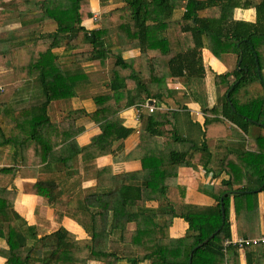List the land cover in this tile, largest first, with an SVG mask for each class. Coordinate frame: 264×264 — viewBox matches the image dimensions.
<instances>
[{"label":"trees","instance_id":"trees-1","mask_svg":"<svg viewBox=\"0 0 264 264\" xmlns=\"http://www.w3.org/2000/svg\"><path fill=\"white\" fill-rule=\"evenodd\" d=\"M39 4L41 18L55 21L57 31L34 35L30 43L0 53V62H10L17 80L37 77L44 93L43 102L19 110L9 102L0 103V151L10 148L13 162L0 167V256L7 264H119L123 260L239 264L240 249L225 246L233 238L231 207L239 237L264 236L259 215V195L264 203V0H116L100 29L93 31L82 25L93 17L90 0H40ZM183 8V16L174 20L175 11ZM237 8L256 9V22L236 21ZM58 48L74 56V64H113L107 71L108 91L94 97L93 112L79 109L65 121L52 123L48 106L74 98L78 77L87 79L83 67L58 64L54 52ZM205 48L221 60L233 56V70L225 75L207 71ZM126 50L140 54L125 59ZM161 60L167 64L162 66ZM208 73L214 76V86L225 90L218 102L203 110L205 126L212 124V132L226 137L225 121L227 129L233 130L230 136L244 135L245 142L234 145L233 151L217 150L213 165L228 178L207 193L211 205L187 203V189L179 184L175 185L178 200L173 203L169 194L179 169L195 164L207 169L208 130L205 142L197 145L177 128L176 109L156 108L174 100L186 109L183 103L192 101V94L170 85L188 87L206 81ZM149 100L155 101L152 111ZM131 107L139 111L137 130L124 125L120 115ZM89 122L97 124L101 133L80 146L76 137ZM138 131L146 134L149 144L141 152L140 171L116 174L111 165L97 166L98 158L122 151L123 141ZM117 142L120 145L114 150ZM25 170L36 181L24 183L23 192L46 198L57 223L69 217L86 230L88 238L78 239L63 226L39 237L35 226L10 211L18 193L7 190L3 177L19 172L24 177ZM91 173H95L93 188H82ZM154 203L156 207L148 206ZM177 218L188 229L184 236L173 238L170 228ZM244 252L247 264H264V244Z\"/></svg>","mask_w":264,"mask_h":264},{"label":"crops","instance_id":"crops-1","mask_svg":"<svg viewBox=\"0 0 264 264\" xmlns=\"http://www.w3.org/2000/svg\"><path fill=\"white\" fill-rule=\"evenodd\" d=\"M39 1L40 0H0V53L9 51L11 49L14 50L15 48H17V46H23L24 44L30 43L29 41L34 35L51 34L57 31L58 25L55 21L43 20L41 18V15L39 13V8L41 7V5L39 4ZM113 2L114 0H106L104 4L103 0H90L93 17L85 20L82 23L87 31L100 29L104 14L107 12L106 14L109 15L108 12L110 11V6ZM103 4L105 7L103 6ZM184 12L185 8L176 10L173 15V19H180L183 16ZM95 16L99 19L97 22L94 21ZM234 19L236 21L255 23L257 20L256 9L237 8L234 11ZM62 51L63 48L54 50V52L59 55L57 60L58 64L63 67L69 66L70 69H79L80 67H83L85 70L84 72H86L85 75H87V79L85 80L78 77L79 82L77 83L76 89L77 95L74 98L69 100L54 101L48 106V115L52 123L62 122L70 112L79 109H85L88 113L93 112L96 109L93 100L94 97H96L103 91H108L107 71L113 64L112 61H106L104 64L99 62L74 64V56H66ZM122 54L125 59H132L138 56L140 52L139 50H126ZM202 57L205 69L207 71L212 70L217 75H225L227 73H230L235 65L233 56L227 58L226 61H223L220 58H217L208 48L203 49ZM161 62H166L167 64V60H161L160 64ZM239 65L240 64L238 63V66ZM208 75L210 76L206 81L190 83L188 87L180 84H178L177 86H175L174 84L170 85V88L176 87L177 89H184L186 91L189 90V92L192 94L193 100L185 101V103H183L186 106V109H180V106L176 104L174 100H171L165 101L161 104V107L156 108V110L167 111L168 109H176L181 115H187L189 117L190 124H200L202 125V130H204L205 115L203 113V110L213 105L215 103V99L218 102L219 97L222 96V94L220 96L219 91L215 95L213 90L217 87L214 86V84L210 86L209 89L208 84L209 82H213L214 76H212L211 73H208ZM228 80L230 83H232L234 81V77L231 76L228 78ZM0 91V103L9 102L16 110L29 107L33 104L32 100L35 101V104H39L43 102L44 99V93L42 90L40 79L36 77L29 80H17L15 77L14 69L10 62H0ZM18 104H25V106L18 108ZM154 105L155 101L153 100V105L150 106ZM138 113L139 111L136 107H131L123 110L120 115L124 119V125L137 130L140 126ZM208 125L211 127L212 124L208 123ZM208 125L205 126L206 130L204 131L208 130ZM76 126L78 128L82 126L80 120L77 121ZM84 128V132L76 137V141L80 146L90 144L91 139L101 133L99 126L93 122L87 123ZM147 139L148 138L145 133L138 131L128 140L123 141L125 147L122 151L116 150L120 145V142L115 143L113 145V148L114 150H116V152L114 154L111 153L110 155L101 156L100 158H98L96 160L97 166L105 167L111 165L116 174L123 172L140 171L142 169V164L140 161L141 152L143 150H147L149 147V144H147ZM188 139L195 142L189 137ZM222 140L224 139H218L217 142L209 145L210 147H212V149L214 148L213 146H217V148L223 147L225 149V146L220 145ZM227 142L230 143L228 145L232 146L241 143V141H239L237 138H228ZM190 145L193 146L192 144ZM186 146L189 145L186 144ZM225 150H227V148ZM12 163L11 149L6 148L0 151V167L10 166ZM220 173L221 172L216 167L212 170H206L196 164L191 167L180 168L178 177L174 182L170 193L175 195L177 193L175 185H183L187 189V203L211 205L213 201H211L210 196L207 195V193L212 191L213 188L215 189L216 187H219L221 185V182L228 178V176L224 173L222 175H220ZM24 174V177L22 176L21 172L15 175H6L3 177L2 182L6 185L7 190L15 191L18 193L17 197L15 198L13 207L10 209V211L16 214V216L21 217V219H24L28 223V225L35 226L39 237L50 234L56 231L59 226H63L74 233L78 239L88 238L86 230L69 217H64L61 223H57L55 221V210L51 205H49L46 198L38 195L24 193V183H32L36 181L34 178L29 177L31 172L25 170ZM10 176H13L12 179H9ZM94 179L95 173H91L89 175V179H86L82 182V188L92 189L95 183ZM8 180L9 182H7ZM170 197L171 195L169 194V198ZM259 211L260 231L263 235L264 203L262 195H259ZM179 221L180 219H175L173 221L172 227L170 228V235L173 238L180 237V235H177L176 225H179V229L182 231V233L187 232L185 230L188 229V224L186 226L185 223H180ZM231 221L233 222V237L239 236L237 233L235 210L233 206L231 207ZM131 226L134 225L131 224ZM0 264H7L6 259L1 256ZM89 264L101 263L90 262ZM119 264L131 263L127 260H123L119 262ZM139 264L150 263L146 261ZM239 264H247L245 252L240 253Z\"/></svg>","mask_w":264,"mask_h":264},{"label":"rangeland","instance_id":"rangeland-1","mask_svg":"<svg viewBox=\"0 0 264 264\" xmlns=\"http://www.w3.org/2000/svg\"><path fill=\"white\" fill-rule=\"evenodd\" d=\"M116 0H114V2H115ZM100 24V23H99ZM223 60L224 61H226L227 60V58L226 57H223ZM161 64H162V66H164L165 64H166V62H161ZM232 64V63H231ZM263 66H264V64H262ZM233 66V65H232ZM110 67V66H109ZM263 70H264V67H263ZM263 77H264V71H263ZM260 84V83H259ZM259 84L257 83V85L259 86ZM209 89H210V86H212L213 85V82H209ZM261 85V84H260ZM39 86V85H38ZM261 87V86H260ZM224 90H225V87L224 86H222V87H217V88H214V90H213V92L215 93V95H216V93L219 91L220 92V95L224 92ZM6 93V92H5ZM40 93V92H39ZM241 93V92H240ZM239 93V94H240ZM216 100V99H215ZM242 100L243 99H241V102H242ZM33 101V104H35L34 102V100H32ZM25 106V104H18V108H20V107H24ZM218 114L219 115H221L220 114V112H218ZM175 116H176V120H175V123H176V126H178V129H179V131H180V133L181 134H183V135H185L186 137H189V138H191V139H193L195 142V144H197V145H202L203 144V142H205V134H204V130H206L205 129V126H204V130H202V125H200V124H198V125H195V124H190V119H189V117L187 116V115H181L180 113H179V111L177 110V112H175ZM223 121V120H222ZM221 121V122H222ZM222 125H224V129H223V132L225 133V135H226V137H224L223 136V134H215L214 132H212L215 128H214V126H211L212 127V130H211V127L208 125V138H207V142H209L208 143V146L210 147V145L209 144H213V143H215V142H217L218 141V139L219 138H225L224 140H222L221 141V143H220V145L222 146H225V149L227 148V150L228 151H233V148H234V146H232V145H228V144H230L229 142H227V139H228V136H230V134H229V132L230 133H232L233 132V130H228L227 129V126H226V122L225 121H223V124ZM211 131V132H210ZM220 135V136H219ZM215 136H219V137H215ZM235 136V137H234ZM214 137V138H213ZM230 137H232V138H237L239 141H241V143H243V142H245V136L244 135H236V133H233L232 134V136H230ZM233 140H235V139H233ZM247 142V141H246ZM239 143V142H238ZM237 144V143H236ZM215 145V144H214ZM238 145V144H237ZM214 148L212 149V147H210V151H211V155H209L208 156V158H207V169L208 170H212V169H214L215 167H214V157H215V154H216V149L218 150L219 148H217V146H213ZM233 157H235V159H236V154L235 153H233ZM235 159H233V160H235ZM233 162H235V161H233ZM206 169V170H207ZM226 175V174H225ZM210 177V176H209ZM170 195H171V197H170V199L172 200V201H177L178 200V197L176 196V194L175 195H173V194H171L170 193ZM73 205H75V202H73ZM148 206H155L156 207V204L154 203V204H149ZM180 223H185L186 224V226H187V223L186 222H184L182 219H180V221H179ZM176 228H177V235L179 236L180 235V237L181 236H183V235H185L186 234V232L184 233H182V231L179 229V225H176ZM187 228H188V226H187ZM185 231H187V229L185 230ZM244 250L245 249H240L239 251V253H243L244 252Z\"/></svg>","mask_w":264,"mask_h":264},{"label":"built area","instance_id":"built-area-1","mask_svg":"<svg viewBox=\"0 0 264 264\" xmlns=\"http://www.w3.org/2000/svg\"><path fill=\"white\" fill-rule=\"evenodd\" d=\"M98 20V17L95 16L94 21L97 22ZM148 106L150 107L151 111L154 109L153 106ZM261 244H264V236L258 238H243L236 236L225 242V246L233 245L237 246L239 249H245L247 247H256Z\"/></svg>","mask_w":264,"mask_h":264},{"label":"water","instance_id":"water-1","mask_svg":"<svg viewBox=\"0 0 264 264\" xmlns=\"http://www.w3.org/2000/svg\"><path fill=\"white\" fill-rule=\"evenodd\" d=\"M239 64H240V62H239ZM148 105H153V100H149L148 101ZM223 208V207H222ZM223 215H224V213H223ZM214 236V235H213ZM208 242V240H206V241H204V243L202 244V245H204V244H206ZM198 248V247H197Z\"/></svg>","mask_w":264,"mask_h":264}]
</instances>
